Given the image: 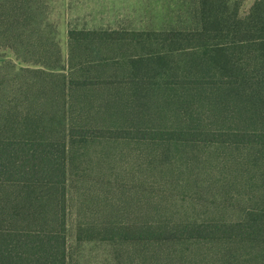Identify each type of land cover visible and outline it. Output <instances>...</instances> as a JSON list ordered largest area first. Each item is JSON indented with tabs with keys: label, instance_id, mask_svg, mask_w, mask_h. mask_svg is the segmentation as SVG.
I'll list each match as a JSON object with an SVG mask.
<instances>
[{
	"label": "trees",
	"instance_id": "1",
	"mask_svg": "<svg viewBox=\"0 0 264 264\" xmlns=\"http://www.w3.org/2000/svg\"><path fill=\"white\" fill-rule=\"evenodd\" d=\"M181 2L160 28H71L64 58L44 0H0V264H69L70 152L90 141L197 171L186 198L148 190L151 219L79 232L143 245L133 264H264V0Z\"/></svg>",
	"mask_w": 264,
	"mask_h": 264
},
{
	"label": "rangeland",
	"instance_id": "2",
	"mask_svg": "<svg viewBox=\"0 0 264 264\" xmlns=\"http://www.w3.org/2000/svg\"><path fill=\"white\" fill-rule=\"evenodd\" d=\"M190 1L183 0L187 2L185 6H188ZM232 1H238L243 8H248L255 0ZM180 2L181 0H149L148 17L152 22L151 26L162 27L167 22L169 10L177 9ZM44 4L51 20L54 18L61 24L62 0H44ZM50 24L52 27V24L56 23L52 20ZM11 58L12 55L8 54L0 58V61ZM21 65L23 64L18 62V66ZM58 123L60 122H56L57 125ZM45 125L50 126L48 123ZM217 153L212 155L217 159L221 158ZM209 156L210 152L199 154L200 165L203 166L202 162ZM148 159V153L135 143L90 141L79 142L73 147L68 165V184L73 196L70 200L72 209L68 228L69 264H133L139 261L145 252L143 245L134 242L111 246L110 243L96 238L95 234L79 232L76 227L78 221L98 217L123 223L149 220L151 218L146 208L149 203H153L152 199L158 200L156 195L148 193L152 187L166 192L174 199L186 198L192 194L185 188L189 187L190 183L186 181L185 186L182 183L187 176H192L197 171L188 170L193 168L189 164L195 165L197 161L177 167L179 170L158 169L151 172L148 169ZM183 159H186L185 155ZM95 211L100 213L99 216L94 214Z\"/></svg>",
	"mask_w": 264,
	"mask_h": 264
},
{
	"label": "crops",
	"instance_id": "3",
	"mask_svg": "<svg viewBox=\"0 0 264 264\" xmlns=\"http://www.w3.org/2000/svg\"><path fill=\"white\" fill-rule=\"evenodd\" d=\"M149 0H62L63 20L55 21L57 40L64 58L68 53V31L77 29L157 28L149 20ZM51 20V21H52Z\"/></svg>",
	"mask_w": 264,
	"mask_h": 264
}]
</instances>
